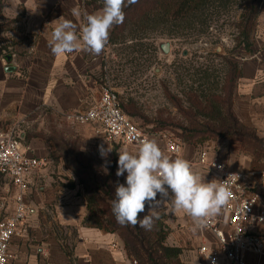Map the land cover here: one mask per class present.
Instances as JSON below:
<instances>
[{"label": "crops", "instance_id": "0c3cea01", "mask_svg": "<svg viewBox=\"0 0 264 264\" xmlns=\"http://www.w3.org/2000/svg\"><path fill=\"white\" fill-rule=\"evenodd\" d=\"M90 1L0 0V20L13 21L7 51L0 54V135L18 136L22 147L42 162L30 177L26 193L29 211L9 244L11 264H132L116 232L83 223L88 214L86 201L63 159L71 143H80L78 149L86 155L96 148L100 159L105 157L99 147L108 146L96 124L76 122L73 116L97 98L107 79L114 46L108 41L99 56L84 50L82 44L80 50L59 56L48 46L56 20L62 16L78 25L80 35L83 15L102 9ZM73 9L80 10L79 19L72 15ZM249 43L237 61L231 111L264 142V0L259 2ZM153 139L164 148L163 137ZM224 143L221 139L183 143L178 158L189 161L206 181L216 179L217 173L197 163L201 145L208 149V160L215 159L229 170L250 171L262 166L264 157L256 160ZM70 180L73 188L65 186ZM157 199L162 198L159 195ZM11 205V194L1 198L0 211L5 206L2 216ZM160 210L170 229L166 243L182 248L181 264H203L195 252L203 236L200 229L194 230L191 218L173 212L170 204L161 205Z\"/></svg>", "mask_w": 264, "mask_h": 264}, {"label": "trees", "instance_id": "16d2710c", "mask_svg": "<svg viewBox=\"0 0 264 264\" xmlns=\"http://www.w3.org/2000/svg\"><path fill=\"white\" fill-rule=\"evenodd\" d=\"M231 0H137L136 3L127 4L124 7L125 20L122 24L113 26L109 34V44L113 45V51L119 50V53H125L126 49L130 52H138L135 46H142L144 41L157 37H176L177 34L159 33L158 30L167 25L178 28L183 21L191 24L193 21L202 19L201 24H206L210 17L208 13L211 9L224 8ZM99 2V3H98ZM260 0H249L241 18L244 19V25L236 41L242 43L244 48L249 47V34L253 22L257 16ZM93 7H103V0H91ZM246 18V19H245ZM240 27V25H238ZM159 28V29H158ZM162 30V29H160ZM130 41V45L124 46ZM147 42V41H146ZM147 49L154 50L152 43L146 44ZM126 55L129 52L125 53ZM123 58L127 56L122 55ZM126 62H130L126 60ZM235 66L228 77V88L226 89L227 98H232L231 82L235 77ZM226 86V87H227ZM223 85V90L226 88ZM202 92V91H200ZM184 101L167 92V97L177 107L182 103L188 104V110L182 111L183 118L189 122L190 127L182 128L179 137L183 143L202 142L207 139L231 138V143L235 144L233 149L248 151L259 159L264 150V142L254 131L243 125L231 112L228 107L227 113H223L224 100L211 94L209 97H202L199 93L191 91L184 92ZM215 98V100H214ZM231 106V105H230ZM121 111L128 117L139 116L137 102L132 98H126L125 102L119 100ZM211 108L214 112L213 119L220 124L211 126L199 124L194 120L196 114H201L207 118L204 111ZM195 109L197 112H192ZM228 120L229 124L225 125ZM168 121V120H167ZM154 129L148 130L151 133ZM257 152H260L257 154ZM95 154L86 155L79 149L70 146L64 150L63 159L65 166L73 173L76 178V184L82 191L83 198L86 201L88 214L83 220L87 226L102 228L110 232H116L123 240L124 248L127 254L138 264H181L179 256L182 248L176 245L166 243L168 234L167 225L164 223V214H159V219L154 221L151 230H145L139 226L120 225L112 211V202L115 199V189L120 184L121 179L115 178L114 174L118 170L117 157L111 159L107 165L103 161L97 160ZM73 188L72 180L65 185ZM148 205L145 206V212ZM140 214L143 218L146 213Z\"/></svg>", "mask_w": 264, "mask_h": 264}, {"label": "rangeland", "instance_id": "374dc122", "mask_svg": "<svg viewBox=\"0 0 264 264\" xmlns=\"http://www.w3.org/2000/svg\"><path fill=\"white\" fill-rule=\"evenodd\" d=\"M248 1L231 0L224 8L211 9L208 12L210 17L206 24H201L202 19L199 18L191 24L185 23L184 25L181 21L178 28L170 25L160 28L162 30L158 28L159 33L168 34L169 31H172L177 35L176 37L150 38L146 40L147 42L144 41L142 46L134 47L138 49V52H130L129 48L125 52H129L127 55L125 53L120 54L119 50L114 52V57L107 64L106 75L109 84L116 91L120 101L125 102L126 98H132L137 102V114L139 116L135 115L130 118L144 132L155 136L165 135L167 137L168 135L182 141L179 137L181 129L190 127V124L183 118L180 109L182 111L188 110V104L183 102L181 108L177 107L167 97V92L171 96L181 99V101L185 100L183 94L186 91L200 93L202 97H209L213 94L224 100L223 113H227L228 107L231 110L232 98L230 97L228 100L226 93L229 86L227 75L230 76L233 66L237 69V61L243 56L244 46L235 38L244 25V19L241 18V15L244 13ZM12 22L11 20H0V54L7 51ZM148 43H152L154 46L153 51L147 49L146 44ZM162 43L168 44L167 50L162 49ZM127 45H130V41L126 42L122 48ZM122 55L127 56V58H123ZM125 59L130 62H126ZM223 85L227 86L224 90ZM233 86L234 80L231 82V94ZM192 112L197 111L192 109ZM204 113H206L207 118L200 116L201 114H196L194 120L199 124L206 123V125L211 126L220 124L213 119L214 112L211 108H207ZM228 124L229 121L226 120L225 125ZM152 129L154 130L149 133L148 130ZM221 140L226 142L224 143L226 148L249 153L257 160L251 152L233 149L235 144L231 143V138H221ZM102 141L107 142L108 146L113 149L105 158L97 157L96 148L90 151L95 154L94 157L97 160L103 161L107 165L116 156L118 167V152L121 149L136 150L130 144ZM79 144L75 142L71 143V146L78 149ZM263 157L264 150L259 159ZM116 172L114 177L121 179L120 184H125L127 173L125 172L123 176L118 177ZM6 183V179L0 173V201L1 198H5L9 194L12 196L10 185L7 183L9 185L7 190ZM5 203L6 200L4 199ZM4 208L5 206L1 208V216ZM148 210L147 207L146 214ZM159 214L164 213L160 210ZM166 219L167 217L164 218V223ZM167 231H170L168 226Z\"/></svg>", "mask_w": 264, "mask_h": 264}, {"label": "built area", "instance_id": "2783aa9c", "mask_svg": "<svg viewBox=\"0 0 264 264\" xmlns=\"http://www.w3.org/2000/svg\"><path fill=\"white\" fill-rule=\"evenodd\" d=\"M73 120L96 124L111 143L130 144L138 148L144 138H153L119 107V97L110 86L108 78L101 85L97 98L76 113ZM164 138V152L172 159L178 158L183 142L175 137ZM208 149L201 145L196 161L217 173L216 179L224 182L231 197L221 212L208 219L200 229L203 236L195 248L203 264H264V161L256 170L235 171L227 169L215 159H207ZM42 162L34 153L22 147L13 133L0 135V173L12 190L11 209L0 218V264L9 262L8 248L29 211L26 193L30 177ZM169 189V196H171ZM206 233V234H204ZM132 264H138L132 259Z\"/></svg>", "mask_w": 264, "mask_h": 264}, {"label": "clouds", "instance_id": "9594fccd", "mask_svg": "<svg viewBox=\"0 0 264 264\" xmlns=\"http://www.w3.org/2000/svg\"><path fill=\"white\" fill-rule=\"evenodd\" d=\"M137 0H127V4ZM126 0H103L100 11L83 15L84 23L79 26L72 20L60 17L51 33L48 46L53 55L84 50L99 56L109 41L110 29L125 20ZM72 15L79 19L81 12L73 9ZM113 149L103 145L99 147L102 157ZM118 170L116 175L123 176L126 183L118 184L112 211L120 225L139 226L151 230L154 221L159 219L161 205L170 204L173 212L189 216L194 230L204 228L208 219L216 216L227 205L231 197L229 187L218 179L206 181L189 161L183 158L172 159L153 138H144L135 151L121 149L118 152ZM169 189L172 195L169 196ZM160 194V200L157 195ZM148 212L143 218L140 214Z\"/></svg>", "mask_w": 264, "mask_h": 264}, {"label": "water", "instance_id": "95a60500", "mask_svg": "<svg viewBox=\"0 0 264 264\" xmlns=\"http://www.w3.org/2000/svg\"><path fill=\"white\" fill-rule=\"evenodd\" d=\"M161 47L165 51V50H167L168 44L167 43H162Z\"/></svg>", "mask_w": 264, "mask_h": 264}]
</instances>
